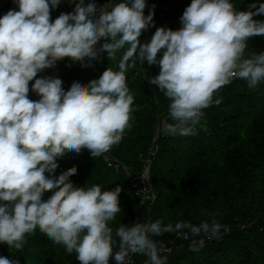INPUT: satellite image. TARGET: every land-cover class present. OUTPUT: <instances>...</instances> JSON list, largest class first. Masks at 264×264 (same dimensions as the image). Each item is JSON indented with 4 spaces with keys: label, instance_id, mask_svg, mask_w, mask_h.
Instances as JSON below:
<instances>
[{
    "label": "clouds",
    "instance_id": "1",
    "mask_svg": "<svg viewBox=\"0 0 264 264\" xmlns=\"http://www.w3.org/2000/svg\"><path fill=\"white\" fill-rule=\"evenodd\" d=\"M16 3L19 10L0 16V243L22 250L25 234L38 228L68 253L75 250L82 264H110L113 254L115 264H132L133 253L145 255L144 264H167L168 249L155 237L188 229L195 251L204 237H221L225 226L215 218L137 219L114 230L109 222L121 211V185L78 186L70 179L77 166L56 170L68 151L87 147L97 157L121 142L134 101L126 73L137 61L161 66L149 80L170 99L171 121L161 125L167 135L195 134L204 109L222 100L216 91L235 78L256 89L264 82V50H246L250 37L264 35V20L254 18L264 13V0H250L247 10L234 0H191L181 27L161 25L143 43L142 32L155 25V5L144 11L148 0H74V9L54 21L51 8L61 0ZM105 51L111 60L121 53L118 69L89 82L77 79L65 89L62 77H37L64 57L88 66ZM34 78L36 100L29 97ZM0 264L21 261L0 255Z\"/></svg>",
    "mask_w": 264,
    "mask_h": 264
},
{
    "label": "trees",
    "instance_id": "2",
    "mask_svg": "<svg viewBox=\"0 0 264 264\" xmlns=\"http://www.w3.org/2000/svg\"><path fill=\"white\" fill-rule=\"evenodd\" d=\"M249 2L234 0L240 10H247ZM190 3L191 0H148L144 11L147 15L155 5V25L142 32L141 42L150 41L161 25L181 27L180 17ZM74 6V0H61L57 7L50 6L51 19L54 21L61 12L72 11ZM12 8L19 10L16 0H0V16ZM254 18L264 20V13ZM261 50H264V35L250 37L246 55ZM120 54L111 60L105 51L88 66L82 60L64 57L38 72L37 77H62L63 86L68 89L77 79L89 82L108 67L118 69ZM162 55L163 50L158 58ZM160 68L158 63L148 64L147 60L129 67L126 78L134 101L130 127L125 129L121 142L97 157L87 147L80 152L68 151L60 157L56 174L75 165L78 171L70 179L78 186L99 183L104 189H114L121 185V211L109 222L114 230L120 223L159 218L165 223L190 220L194 224L215 218L225 226L221 237L205 239L199 251L190 248L192 236L166 232L155 237L171 249L162 254L168 256L167 264H264V82L252 89L246 79L235 78L216 91L215 97L222 100L204 109L195 134L162 132L150 169L156 197L141 204L133 178L143 170V158L148 155L158 126L163 120L171 121L170 99L149 80L150 76L159 74ZM34 82L35 78L29 81V97L36 100L40 97L31 88ZM105 154L128 165L131 177L108 166ZM52 191H45L43 197ZM240 224L246 226L239 228ZM226 227L229 231H225ZM181 232L186 233L188 229ZM0 255L18 258L21 264H82L75 250L68 253L62 243L53 242L38 228L25 234L22 250L0 243ZM145 257L134 253L133 264H140ZM110 264H115L114 254Z\"/></svg>",
    "mask_w": 264,
    "mask_h": 264
},
{
    "label": "built area",
    "instance_id": "3",
    "mask_svg": "<svg viewBox=\"0 0 264 264\" xmlns=\"http://www.w3.org/2000/svg\"><path fill=\"white\" fill-rule=\"evenodd\" d=\"M164 121L165 120H163V122ZM162 132L163 131H162L161 126H158L156 135L154 136L153 141L149 147L148 155L147 157L143 158V162H144L143 170L141 171L140 175L133 178L134 180L133 184L136 190V194L139 196L141 204H144L147 200H153L156 197V194L152 189L149 172L151 169V164L153 162V159L155 158L158 152V149H159V140H160V136ZM104 159L107 162L108 166L116 169L117 171H124L125 173H127L128 176L131 177L132 174L130 171V167L128 165L124 164L119 159L111 155H108V154L104 155ZM245 226L246 224H240L239 228H244ZM225 231H229V228L226 227ZM184 233L185 232H178V235L183 236V237H191V234L185 235ZM213 238L215 237H212L210 239H213ZM205 239H209V238H205ZM167 249L168 251H170V248H167ZM146 259L147 257L143 258V261L140 264H144ZM133 263H134V260L132 259V264Z\"/></svg>",
    "mask_w": 264,
    "mask_h": 264
},
{
    "label": "water",
    "instance_id": "4",
    "mask_svg": "<svg viewBox=\"0 0 264 264\" xmlns=\"http://www.w3.org/2000/svg\"><path fill=\"white\" fill-rule=\"evenodd\" d=\"M149 176H150V172H149Z\"/></svg>",
    "mask_w": 264,
    "mask_h": 264
}]
</instances>
